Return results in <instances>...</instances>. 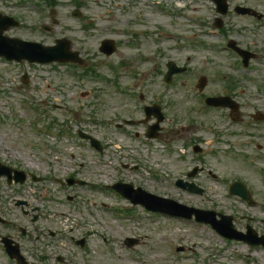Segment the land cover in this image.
Returning a JSON list of instances; mask_svg holds the SVG:
<instances>
[{
	"label": "rangeland",
	"instance_id": "374dc122",
	"mask_svg": "<svg viewBox=\"0 0 264 264\" xmlns=\"http://www.w3.org/2000/svg\"><path fill=\"white\" fill-rule=\"evenodd\" d=\"M3 1L5 0H0V11L10 9L7 3H1ZM57 1L61 5H58L56 14L46 18L49 24L54 18L60 20L54 37H68L73 41L74 48L85 49V52L92 56V62L96 63L100 74L114 76L113 66L121 59L125 60L124 66L128 68L140 62V66L136 65L137 68H151L153 63L143 62V59L156 53L155 59L161 68L168 58L183 63L191 56L192 60L188 62L192 64L195 73H190V83L196 82L197 76L206 75L210 84L208 89L220 91L222 84L228 82L223 70L228 71L227 65L231 61H227L223 54H215V50L210 51L200 42L205 32L212 28L213 19L220 16L214 9L213 0H186L191 20L176 15L164 17L154 10L139 5L137 8L138 6H133L128 0ZM160 1L166 4L168 9L176 10L171 0ZM228 1L233 7H253L263 13V18L261 22H257L253 16L233 14L232 17L224 19V34H217L213 40L226 42L228 38H232L247 49L256 51L258 56L253 62V74L260 83H264V0ZM39 2L44 0H28L26 3V15L32 17V20L37 14L31 9V4ZM75 4L85 11L88 19L95 20L97 24L93 27H83L84 22L72 15L71 10ZM140 4L144 5V0H140ZM194 20H204L206 26L198 25ZM163 29L173 30L175 40L165 37L162 34ZM118 30L125 33L119 34ZM145 30L153 33L159 31L158 37L157 34L149 37ZM11 33L37 40L48 37L37 27L27 23ZM134 34L142 37L141 42L135 41ZM54 37L50 36L46 43H51ZM105 37L120 41L119 53L112 58L99 55L98 47ZM171 46H174V49L170 48ZM143 50L148 52L142 54ZM140 56L142 60L136 62ZM74 70L69 65L30 66L0 59V159L21 166L42 178L39 182L29 181L24 192L20 193L31 205L39 207V213H44L48 219L42 215L36 223L29 222L20 209L14 206L11 198L0 202V214L26 226L30 235L38 236L43 232L48 234L47 229H51L58 233L56 238L63 235L67 238L71 233L78 239L85 237L90 246L88 258L84 257L83 251L65 239H49L44 236L39 239V244L42 243L41 246L44 247L64 243L67 249L64 254L68 256L71 264H264V251H252L242 242L226 241L218 237L207 225L169 219L161 214L149 215L140 207L134 211L130 208L132 204L121 201L116 194L103 192L89 185L61 186L60 179L64 181L70 176L109 185L123 181L139 184L152 193L173 197L199 208H224L233 211L236 205L228 197L227 184L207 175L201 174L197 179L206 187L205 195H190L174 186V179L187 168L186 164L178 161L180 157L177 149H184L183 140H190V143L203 142L204 150L209 152L215 148L223 149L221 141L229 142L232 139H209L213 137L214 131H209L210 123H215L216 117L210 115L205 120L211 121L207 124L201 122L202 113L191 109L193 103L187 101L185 92L188 93V90L182 86L181 81L175 82L172 90L167 91L158 75L155 91L157 94L163 92L172 97L173 107L165 109L167 114L169 113V119L164 124L163 136L149 143L143 140V136L136 135L137 132H143L142 125L137 124L123 130L116 127V123L121 122L123 118L132 115L140 117L139 111L133 105L119 102L112 86H107L105 93L99 90L93 91L89 98L79 97L80 92L92 89L93 85L99 88L104 85L81 80V70L77 72L78 76H71L69 71ZM217 71L220 76L215 78ZM25 72L29 76L26 82L23 81ZM115 76L118 77V73H115ZM233 78L237 79L241 88H256L247 79L239 76ZM120 81L123 82L122 78ZM146 82L151 83L150 79ZM81 83L86 85L82 86ZM179 101L186 105H180ZM190 123L192 128L184 130ZM220 123L222 122L217 124ZM66 126L71 130V135L66 133L64 137L58 138L56 133L64 131ZM44 131L46 135H43ZM82 131L108 143L104 153L100 155L91 149L88 143L80 141L79 133ZM189 134H192L190 139ZM174 145L175 150L172 152L160 151L161 148ZM156 147L158 152L155 151ZM221 154L226 156L223 163L216 164L212 157H207L208 165L219 177L223 178L222 173L231 179L240 173L243 177L250 176L249 168L236 170L233 157L225 151H221ZM189 158L194 161L191 153ZM127 163L129 166L125 165ZM136 164L139 165L138 168L133 166ZM236 172L240 173L235 174ZM10 195L14 196L16 192L10 191ZM55 197L57 198L54 199ZM69 197H74L73 204L68 202ZM91 203L98 206V211L94 210L98 215L96 219L90 218L88 214L83 215L80 211L82 209L87 212V206ZM118 203L127 204L133 216L122 213ZM72 205L76 207L75 214L73 219L68 220L67 216H62V212L68 213ZM1 230L5 231L2 225ZM134 236L140 237L138 243L132 248L125 246L124 239ZM25 243L30 245V241ZM176 246H183L185 250L175 254Z\"/></svg>",
	"mask_w": 264,
	"mask_h": 264
},
{
	"label": "flooded vegetation",
	"instance_id": "af4514ba",
	"mask_svg": "<svg viewBox=\"0 0 264 264\" xmlns=\"http://www.w3.org/2000/svg\"><path fill=\"white\" fill-rule=\"evenodd\" d=\"M221 93H211L210 96H230L228 103L230 107H220L219 111L208 110L219 113L228 125L227 135L232 137L229 142L233 161L239 166H245L253 170L249 177L247 189L249 190L248 203H244L251 214L247 216L250 224L264 236V99L260 90H246L239 88L236 84L222 85ZM256 118H259L256 120ZM236 119V120H235ZM198 165L194 163V166ZM191 168V169H192ZM190 170V169H189ZM256 215L260 219H256ZM263 215V217H262ZM256 220H260L255 224Z\"/></svg>",
	"mask_w": 264,
	"mask_h": 264
},
{
	"label": "water",
	"instance_id": "95a60500",
	"mask_svg": "<svg viewBox=\"0 0 264 264\" xmlns=\"http://www.w3.org/2000/svg\"><path fill=\"white\" fill-rule=\"evenodd\" d=\"M151 197H154V196H151ZM154 198H156V197H154ZM160 199V198H159Z\"/></svg>",
	"mask_w": 264,
	"mask_h": 264
}]
</instances>
